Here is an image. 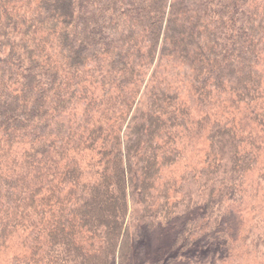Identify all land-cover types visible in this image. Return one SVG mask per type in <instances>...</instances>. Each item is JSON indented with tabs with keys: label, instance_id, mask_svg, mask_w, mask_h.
I'll return each mask as SVG.
<instances>
[{
	"label": "trees",
	"instance_id": "obj_1",
	"mask_svg": "<svg viewBox=\"0 0 264 264\" xmlns=\"http://www.w3.org/2000/svg\"><path fill=\"white\" fill-rule=\"evenodd\" d=\"M0 264H264V0H0Z\"/></svg>",
	"mask_w": 264,
	"mask_h": 264
}]
</instances>
